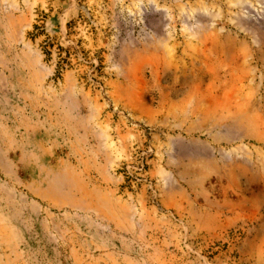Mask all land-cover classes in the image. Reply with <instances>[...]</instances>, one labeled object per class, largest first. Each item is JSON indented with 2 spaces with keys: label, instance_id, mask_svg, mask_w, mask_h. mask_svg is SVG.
I'll list each match as a JSON object with an SVG mask.
<instances>
[{
  "label": "rangeland",
  "instance_id": "obj_1",
  "mask_svg": "<svg viewBox=\"0 0 264 264\" xmlns=\"http://www.w3.org/2000/svg\"><path fill=\"white\" fill-rule=\"evenodd\" d=\"M0 264H264V0H0Z\"/></svg>",
  "mask_w": 264,
  "mask_h": 264
},
{
  "label": "trees",
  "instance_id": "obj_2",
  "mask_svg": "<svg viewBox=\"0 0 264 264\" xmlns=\"http://www.w3.org/2000/svg\"><path fill=\"white\" fill-rule=\"evenodd\" d=\"M34 31H36L34 34H32V37L35 38L37 35L40 34V31H41V34L43 32V30H40V27H37V26H34ZM48 46V45H47ZM59 51L61 52V54L58 55V62H57V65H56V78L57 79H60V74H61V71L63 70L64 68V65H66L68 62H67V59H68V56H62V52L64 51L62 48L58 47ZM44 54L49 57L51 55L50 52H48L47 50L44 51Z\"/></svg>",
  "mask_w": 264,
  "mask_h": 264
}]
</instances>
